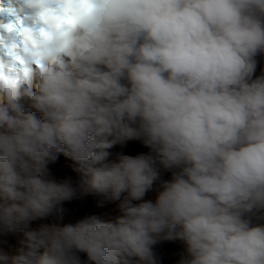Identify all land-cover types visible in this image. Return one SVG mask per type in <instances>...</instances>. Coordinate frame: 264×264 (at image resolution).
Masks as SVG:
<instances>
[{"label": "clouds", "instance_id": "clouds-1", "mask_svg": "<svg viewBox=\"0 0 264 264\" xmlns=\"http://www.w3.org/2000/svg\"><path fill=\"white\" fill-rule=\"evenodd\" d=\"M258 56L264 0H0V264H264Z\"/></svg>", "mask_w": 264, "mask_h": 264}, {"label": "rangeland", "instance_id": "rangeland-1", "mask_svg": "<svg viewBox=\"0 0 264 264\" xmlns=\"http://www.w3.org/2000/svg\"><path fill=\"white\" fill-rule=\"evenodd\" d=\"M258 65L255 71V75H260L261 71L264 70V56H258ZM111 153L113 154L111 158H115L116 153H123L127 155H137L141 153H147L149 150L144 147L139 141H129L125 145H117L110 149ZM73 162L68 160L67 158L61 156L55 164L50 165L51 172L53 176L57 179H65L71 178L73 181L78 179V174L75 173L73 170ZM168 173L163 174L164 179L169 178ZM154 193H148L145 197L146 199H154ZM102 197L96 195H89L79 200H73L71 202H65L63 207L65 209L63 213V219L58 221L61 224L67 223H75L80 218H83L87 215H98L102 219L105 216L109 218L110 216H114L117 213L116 205L114 203H107L105 207L100 206V201ZM55 217L49 218L46 220L47 222L54 221ZM7 240L9 245L17 246L18 241L16 237L12 234L7 237H4ZM12 243V244H11ZM169 247V248H168ZM174 247V248H173ZM167 249H176L180 252L183 251V245L179 242H161L155 247V251L158 257L159 253H164ZM82 259H85V255L83 253L80 254ZM159 264H166L162 260L158 259Z\"/></svg>", "mask_w": 264, "mask_h": 264}, {"label": "bare ground", "instance_id": "bare-ground-1", "mask_svg": "<svg viewBox=\"0 0 264 264\" xmlns=\"http://www.w3.org/2000/svg\"><path fill=\"white\" fill-rule=\"evenodd\" d=\"M103 199V198H102ZM107 205V203L103 204V207H105ZM105 220H107V216L104 217ZM41 223H47L46 220L44 221H35L31 224L32 228H36L39 226V224ZM16 237V240L19 241L20 239H22V235L17 233V234H13ZM0 239H4L0 238ZM169 242V241H166ZM170 243V242H169ZM12 244V243H11ZM8 242L7 244H3L0 245V247H3L5 250H8ZM169 248V247H168ZM174 248V247H173ZM183 252V251H182ZM176 249H167L166 251H164V253H159L158 254V259L162 260L164 263L166 264H177V261L180 258V254L182 253Z\"/></svg>", "mask_w": 264, "mask_h": 264}]
</instances>
